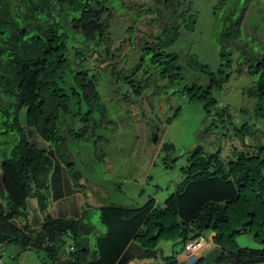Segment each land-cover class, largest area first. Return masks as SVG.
I'll return each instance as SVG.
<instances>
[{
	"label": "trees",
	"instance_id": "16d2710c",
	"mask_svg": "<svg viewBox=\"0 0 264 264\" xmlns=\"http://www.w3.org/2000/svg\"><path fill=\"white\" fill-rule=\"evenodd\" d=\"M114 2L120 4V0H0V252L14 246L13 264L27 251L41 264H184L178 262L179 255L201 238L205 256L194 264H264V144L246 145L247 123L233 127L228 108L213 97L231 71L237 77L253 76L243 94L252 102V117L264 118V47L252 49L238 39L244 7L217 14L223 4L218 0L212 17L220 64L212 73L189 58L208 82L204 88L194 84L182 88L190 101L201 103L205 117L212 114L221 126H230L229 137L240 147H232L234 159L224 162L219 149L207 153L195 146L161 208H154L153 199L138 207H97L103 228L97 235L83 221L85 209L77 208V198L70 199L76 190L65 179L69 163L60 128L65 119L71 120L65 134L74 133L72 119L79 117L84 125L75 136L82 141L107 128L95 85L98 72L124 86L122 99H146L150 107L158 87L144 95L154 75L143 70L137 77L143 55L156 65L158 80L183 82L176 55L163 51L176 41L179 24L185 31L193 30L195 14L188 5L183 6V0H154L153 12L134 5L135 13L128 15L121 4L116 14ZM111 13H122L124 19L109 26ZM143 13L153 17L151 25L160 21L162 28L151 35L152 41L140 38L142 54L134 53L136 62L125 74L126 63L117 66L122 59L117 52L129 35L133 39L134 23ZM168 18L174 19L172 24L166 23ZM115 40L119 45L114 46ZM170 149L164 144L160 152ZM240 234L261 248L238 247L235 236ZM159 242H170L169 255H162ZM0 264H5L1 254Z\"/></svg>",
	"mask_w": 264,
	"mask_h": 264
},
{
	"label": "rangeland",
	"instance_id": "374dc122",
	"mask_svg": "<svg viewBox=\"0 0 264 264\" xmlns=\"http://www.w3.org/2000/svg\"><path fill=\"white\" fill-rule=\"evenodd\" d=\"M183 3V6L188 5L190 13L195 14L193 30L185 31L182 24H179L176 41L163 51L166 55H176L177 71L183 82L179 83L176 79L177 82L168 84L166 80H158L156 65H150L149 56L143 55L144 63L137 70V77L141 76L143 70L154 75L153 83L146 88L147 90H143L144 95H149L154 90L152 87H158L149 100L150 107L146 99H122L126 91L124 86L120 82L111 81L99 71L100 75L95 85L107 114L105 115L106 121L109 122L107 128L101 127L93 135L87 134L84 141L75 136L76 130L84 125L78 120L79 117L72 119L74 133L68 136L65 134L67 123L71 120L65 119L60 128V134L66 139L67 150L64 159L69 163L65 166L69 169V176L65 174V179L70 189L76 190L70 199L76 197L79 201L77 208L85 209L83 221L94 228L96 235L103 232L98 221L97 207L106 205L121 208L138 207L146 200L153 199L154 208H161L162 201L174 191V185L182 178L181 169L195 146H202L207 153L219 149L220 158L224 162L234 159L232 147L240 149L237 141L229 137L230 126L227 124L226 127L221 126L212 114L205 117L201 103L190 101L182 90L184 86L189 87L190 84L204 88L208 82L207 76L190 65L189 58H194L212 73L220 64L215 44L218 30L212 17L213 8L218 0H183ZM120 4L121 9L126 10L128 15L135 13L134 5L143 6L142 10L146 7L152 12L155 8L154 0H120ZM120 4L113 3L116 14ZM243 7L245 11L239 25L238 39L247 42L252 49L264 47V0H223L217 14L232 8L238 12ZM139 17L140 19L134 23L133 39L129 35L117 52L118 56L122 57L117 66L121 67L126 63L125 74L136 62L134 53L137 56L142 54L140 46L138 47L140 38L152 41L151 35L157 34L162 28L160 21H154L151 25L153 17L148 13H143ZM123 19L124 14L111 13L108 25L112 26L114 21ZM165 20L169 25L174 19ZM119 43V40H115L114 46ZM129 50L133 53L131 54ZM234 58L235 54L232 55V59ZM253 80V76L242 74L237 77L231 71L227 83L219 92H214L213 97L220 105L228 108L233 127L238 128L243 122L247 123L248 133L244 142L246 145L256 147L257 144H264V118L252 117V102L243 94ZM138 102L144 109L143 117L158 128L159 143L152 149L146 147L144 126L132 118ZM98 115L99 113L95 112V120L99 118ZM167 118H170L168 122ZM164 144L171 146L166 153L160 152V147ZM154 227L158 228L157 223H154ZM88 240L91 245L92 235ZM235 243L240 248L252 250L262 246L244 234L236 235ZM157 247L161 249L162 255L170 254V242H159ZM173 248L177 250L176 246ZM16 252V248L11 245L3 248L0 252L2 262L13 264L10 257ZM204 256L205 253L201 255ZM182 263L187 264L185 261ZM15 264L41 263L35 253L27 251L19 255Z\"/></svg>",
	"mask_w": 264,
	"mask_h": 264
},
{
	"label": "water",
	"instance_id": "95a60500",
	"mask_svg": "<svg viewBox=\"0 0 264 264\" xmlns=\"http://www.w3.org/2000/svg\"><path fill=\"white\" fill-rule=\"evenodd\" d=\"M144 109L140 107V103H137V107L135 108L134 113L132 114V118L134 121L142 124L146 130V147L152 149L156 147L159 143V134L158 128L155 124H153L149 119L144 118ZM264 176V174L262 175ZM155 237H152L154 239Z\"/></svg>",
	"mask_w": 264,
	"mask_h": 264
},
{
	"label": "built area",
	"instance_id": "2783aa9c",
	"mask_svg": "<svg viewBox=\"0 0 264 264\" xmlns=\"http://www.w3.org/2000/svg\"><path fill=\"white\" fill-rule=\"evenodd\" d=\"M203 244V240L201 238L197 239L194 242L188 243L183 251L182 257L187 261L191 262L193 259L194 253L199 249V247Z\"/></svg>",
	"mask_w": 264,
	"mask_h": 264
},
{
	"label": "clouds",
	"instance_id": "9594fccd",
	"mask_svg": "<svg viewBox=\"0 0 264 264\" xmlns=\"http://www.w3.org/2000/svg\"><path fill=\"white\" fill-rule=\"evenodd\" d=\"M196 241V240H195ZM206 244L203 242V244L199 247V249L194 253L193 255V259L191 262L187 261L185 258L182 257V254L180 255L181 258L183 259V261H185L187 264H194L198 258V252L200 251V249H202Z\"/></svg>",
	"mask_w": 264,
	"mask_h": 264
},
{
	"label": "crops",
	"instance_id": "0c3cea01",
	"mask_svg": "<svg viewBox=\"0 0 264 264\" xmlns=\"http://www.w3.org/2000/svg\"><path fill=\"white\" fill-rule=\"evenodd\" d=\"M205 244H206V243H205ZM205 251H206V248H205V247L202 248V249H200V251L198 252V258H200L201 255H202ZM178 262H179V263H182V262H183V259L181 258V256L178 257Z\"/></svg>",
	"mask_w": 264,
	"mask_h": 264
}]
</instances>
